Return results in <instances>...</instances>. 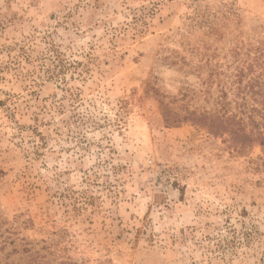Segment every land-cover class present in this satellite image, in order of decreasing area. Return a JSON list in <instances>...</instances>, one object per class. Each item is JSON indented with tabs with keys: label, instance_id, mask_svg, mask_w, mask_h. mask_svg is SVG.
I'll return each instance as SVG.
<instances>
[{
	"label": "rangeland",
	"instance_id": "obj_1",
	"mask_svg": "<svg viewBox=\"0 0 264 264\" xmlns=\"http://www.w3.org/2000/svg\"><path fill=\"white\" fill-rule=\"evenodd\" d=\"M261 54L264 0H0V263L264 264L263 149L204 119Z\"/></svg>",
	"mask_w": 264,
	"mask_h": 264
},
{
	"label": "trees",
	"instance_id": "obj_2",
	"mask_svg": "<svg viewBox=\"0 0 264 264\" xmlns=\"http://www.w3.org/2000/svg\"><path fill=\"white\" fill-rule=\"evenodd\" d=\"M261 55L259 58H263V62L259 65L258 59L257 64L252 63L249 72H254L255 68L261 67L262 73H259L250 81L247 93L252 92L253 96L262 100H257L256 104L253 105L248 104L245 100L246 90L241 89L239 97H241L242 102H235V112L230 110L231 104L229 102H221L219 111L214 115H204V119L211 122L210 129L212 134L229 135L235 146H244L246 144H258L261 146L263 156L259 159L261 166L264 168V54ZM245 77L246 74L243 71L238 74L240 85L244 82ZM222 99L224 100L226 97L224 96ZM18 252L24 254L26 259L23 262L24 264H73L70 262H53L47 256L42 255L41 250L36 251L27 243L23 244L20 250L14 249L13 255L19 254ZM4 262L7 264L10 260H5Z\"/></svg>",
	"mask_w": 264,
	"mask_h": 264
}]
</instances>
